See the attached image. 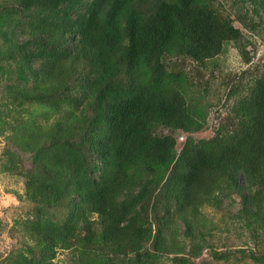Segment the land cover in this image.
I'll list each match as a JSON object with an SVG mask.
<instances>
[{"label": "trees", "instance_id": "trees-1", "mask_svg": "<svg viewBox=\"0 0 264 264\" xmlns=\"http://www.w3.org/2000/svg\"><path fill=\"white\" fill-rule=\"evenodd\" d=\"M233 10L246 28L264 25V0ZM241 39L216 0H0V131L33 155L20 171L27 196L67 212L30 222L29 264H52L58 249L73 264H159L180 235L199 257L192 217L233 194L247 226L264 227V76L235 102V134L179 151L159 133L205 124L172 64L204 67Z\"/></svg>", "mask_w": 264, "mask_h": 264}, {"label": "rangeland", "instance_id": "rangeland-1", "mask_svg": "<svg viewBox=\"0 0 264 264\" xmlns=\"http://www.w3.org/2000/svg\"><path fill=\"white\" fill-rule=\"evenodd\" d=\"M233 1L216 0V6L222 9V15L228 21L241 30L240 42L226 44L222 54L204 67L189 59L172 64L177 71L188 74L193 83L188 98L198 101L206 113L202 117L195 115V119L202 124L205 119L204 126L198 131H159L160 134L176 137L179 151L189 141L210 143L214 139L225 138L227 131L235 134L239 125L235 117V102L250 96L253 84L264 76V25L256 30L241 25L235 19ZM239 47L246 51L245 55ZM5 98V88L0 81V111L7 103ZM5 121L14 123L7 114ZM12 132L8 129L6 134H2L0 131V264H29L32 258L30 248L36 247L30 222L37 217H46L61 223L67 212L55 207L42 211L41 206L27 196L26 178L20 171L34 167L33 155L22 150L20 144L8 140ZM240 209L238 194L224 198L221 208L203 204L196 217H192L194 229L190 230L191 233L199 231L197 236L205 239L202 255L190 256L191 245L184 235H180L176 240H165L168 253L161 256L159 264H264V230L261 229L264 227L261 223L257 227H248ZM179 227L180 234H184L186 228ZM224 257L227 260H222ZM51 262L73 264L74 253L58 249Z\"/></svg>", "mask_w": 264, "mask_h": 264}]
</instances>
